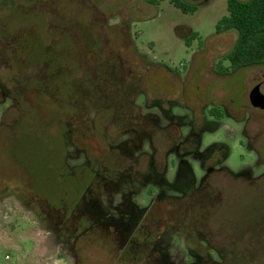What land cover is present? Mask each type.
Wrapping results in <instances>:
<instances>
[{
    "label": "flooded vegetation",
    "instance_id": "af4514ba",
    "mask_svg": "<svg viewBox=\"0 0 264 264\" xmlns=\"http://www.w3.org/2000/svg\"><path fill=\"white\" fill-rule=\"evenodd\" d=\"M47 29L49 35L53 27ZM54 32L56 40L64 34L70 38L60 52L53 50L51 37L39 54L15 45L18 31L0 38V66L9 71L7 81L0 82V175L23 181L11 188L0 185V202L13 198L31 213L52 247L71 264H93L98 255L101 264H215L212 258L221 262L232 252L239 255L237 242L234 247L219 244L225 240H217L208 228L224 191L243 178L252 184L253 169L235 173L227 167L232 147L226 139L204 146L205 133L219 132L225 114L237 118L227 106L211 103L215 109L207 106L196 128L192 115L165 107L160 99L142 106L132 92H143L145 69L135 65H146V58L127 37L126 59L115 52L102 65L109 42L95 48L92 40L85 47L75 33L62 28ZM51 53L60 57L59 63ZM35 67L41 68L38 73ZM107 82L117 87L116 96L125 105L123 119L138 124L119 123L118 107L107 104ZM62 87L72 97L71 111L62 110ZM36 97L55 105L57 115L48 128L38 121L47 114L36 115ZM75 98L82 101L74 105ZM47 129L60 147L56 173L63 184L52 192L38 189L24 163L25 136L46 142ZM240 135L239 142H229L258 155L245 126Z\"/></svg>",
    "mask_w": 264,
    "mask_h": 264
},
{
    "label": "rangeland",
    "instance_id": "374dc122",
    "mask_svg": "<svg viewBox=\"0 0 264 264\" xmlns=\"http://www.w3.org/2000/svg\"><path fill=\"white\" fill-rule=\"evenodd\" d=\"M184 1L196 10L184 14L172 6L170 0L155 4L148 0H0V38H6V32L18 31L20 36L16 38L15 45H26L33 53L39 54L40 47L51 37L53 50L60 52L62 46L70 44V38L65 34L62 40H56L54 31L62 28V31L75 33L78 42L85 47L92 40L95 48L109 42L110 50L105 49L102 65L115 52L125 60L127 55L124 52L129 47L125 42L128 39L146 58V65H135V68L145 69L140 87L143 92H132L138 104L144 106L146 100L160 99L165 107L188 114L190 118L192 115L196 128L201 125L207 106L208 110L215 109L211 103L227 106L228 113L237 119L225 114L219 132L205 133L204 146L209 140L226 139L232 147L227 167L235 173L246 167L252 168L254 181L249 184L243 178L241 184L224 191L220 204L213 208L217 213L212 216L208 229L217 236V240H225L219 244L234 247L237 242L234 249L245 260H253L251 264H264V111L252 109L249 103L252 91L264 82V65L240 69L226 76L217 75L216 63L231 51L237 39L235 31L220 35L215 31L218 21L227 15V0ZM47 26L53 27L49 35ZM192 33H197L199 38L187 46L186 40ZM51 55L52 61L59 63L60 57L54 53ZM223 66L228 67L229 63L224 61ZM35 68L37 73L41 69ZM0 69V82L5 83L9 76L8 68L0 66ZM73 69L76 72V68ZM52 71L53 66H48L47 73ZM116 90L112 82H107L104 93L107 94V104L112 105V109L114 105L118 107L115 110L119 123L138 124L136 120L123 119L125 111L121 108L125 105L119 95L116 96ZM68 91L62 87L63 111H71L72 97ZM110 92L112 94L109 95ZM253 98L255 102L262 101L258 93ZM74 100L76 105L81 99ZM35 105H38L37 116L47 114V119L38 121L48 128L53 121L52 116L57 115L53 112L55 105L42 97H36ZM244 126L253 148L258 147V155L245 146H238ZM47 134L50 137L46 142L29 140L25 136L27 156L24 163L34 173L38 189L59 191L63 185L56 173L59 148L52 141L54 135L48 129ZM234 138H238L237 143L229 142ZM81 147L90 152L89 146ZM21 182V178L4 177L0 185L11 188L18 184L21 186ZM218 230L227 234L226 237ZM48 238L34 216L13 198L0 202V264H71L52 247ZM93 264H101L99 255L93 258Z\"/></svg>",
    "mask_w": 264,
    "mask_h": 264
},
{
    "label": "trees",
    "instance_id": "16d2710c",
    "mask_svg": "<svg viewBox=\"0 0 264 264\" xmlns=\"http://www.w3.org/2000/svg\"><path fill=\"white\" fill-rule=\"evenodd\" d=\"M148 1L155 4L162 0ZM170 4L184 14L193 13L196 10L195 7L186 4L184 0H170ZM215 31L217 35L229 31L237 33V39L231 51L216 63L215 72L217 75L226 76L240 69L264 65V0H227V15L218 21ZM197 38H199L198 34L192 33L186 40L187 46H190V41ZM224 61L229 63L228 67L223 66ZM58 148L60 149L59 146ZM4 177L12 179V177L3 174L0 175V182ZM211 260H214L215 264L253 263V260H245L242 254L234 255L233 252L229 256H223L221 262L215 258Z\"/></svg>",
    "mask_w": 264,
    "mask_h": 264
},
{
    "label": "water",
    "instance_id": "95a60500",
    "mask_svg": "<svg viewBox=\"0 0 264 264\" xmlns=\"http://www.w3.org/2000/svg\"><path fill=\"white\" fill-rule=\"evenodd\" d=\"M187 1H192V2H196V1H199V0H187ZM259 94L261 96H263L262 98V101L261 102H255L253 96L256 95V94ZM251 104L256 107V108H259L261 110H264V82L263 83H260L258 86H256V88L252 91L251 93Z\"/></svg>",
    "mask_w": 264,
    "mask_h": 264
},
{
    "label": "built area",
    "instance_id": "2783aa9c",
    "mask_svg": "<svg viewBox=\"0 0 264 264\" xmlns=\"http://www.w3.org/2000/svg\"><path fill=\"white\" fill-rule=\"evenodd\" d=\"M6 259H7V257H6Z\"/></svg>",
    "mask_w": 264,
    "mask_h": 264
}]
</instances>
